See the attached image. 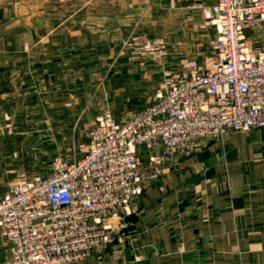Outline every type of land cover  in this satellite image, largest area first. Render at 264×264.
<instances>
[{
  "label": "crops",
  "instance_id": "crops-1",
  "mask_svg": "<svg viewBox=\"0 0 264 264\" xmlns=\"http://www.w3.org/2000/svg\"><path fill=\"white\" fill-rule=\"evenodd\" d=\"M147 1L144 18L140 0L110 1L90 31L88 18L74 30L72 15L58 21L30 1L0 0V197L31 159L41 163V149L65 148L108 109L131 117L167 73L208 63L215 28L201 7L217 0ZM255 23L261 33L246 31L258 48L264 22ZM112 222V241L89 264H264V127L178 157ZM8 248L0 233V260Z\"/></svg>",
  "mask_w": 264,
  "mask_h": 264
},
{
  "label": "built area",
  "instance_id": "built-area-1",
  "mask_svg": "<svg viewBox=\"0 0 264 264\" xmlns=\"http://www.w3.org/2000/svg\"><path fill=\"white\" fill-rule=\"evenodd\" d=\"M202 11L215 28L208 63L167 73L153 102L127 119L106 110L85 131L83 156L60 155L49 173L21 171L8 185L0 233L9 253L0 264H89L112 241V219L130 215L178 157L264 127V43L254 47L246 31L264 22V0H217Z\"/></svg>",
  "mask_w": 264,
  "mask_h": 264
},
{
  "label": "rangeland",
  "instance_id": "rangeland-1",
  "mask_svg": "<svg viewBox=\"0 0 264 264\" xmlns=\"http://www.w3.org/2000/svg\"><path fill=\"white\" fill-rule=\"evenodd\" d=\"M10 1L17 2L18 0H10ZM27 1H30V4L33 6L32 9L34 13H40L43 15L49 14L55 17L58 21H63L66 18V16L72 15L74 30L80 29L81 21L87 20L88 18V21H89L88 29L90 31H95L96 26H97L96 16H97L98 8L100 7L101 13L104 11V8L106 10V13L108 10H112V3L110 2L112 0H99V1L98 0H27ZM140 3L136 6V9L140 10V12H138L139 13L138 18H140V14H142L141 18L149 16L150 15L149 12L151 10V7L149 6V2L147 0H140ZM208 6H211V5H208ZM202 7H201V10H202ZM127 19L128 18L126 17L122 18L123 21H126ZM84 25L87 26L88 24L84 23ZM252 26H256V28H254L255 30H250V32H252L253 35H254V32L256 34L261 33V28L259 24L255 23L254 21L249 22L246 28L249 29ZM128 43H129L128 40L124 41L125 46H127ZM108 77L104 78V81H102V85L99 87L105 88L106 94H108L109 96L107 82H106ZM155 88L157 89L159 88V86H156ZM149 103L151 102H146V103L143 102L140 104L137 103V106L140 109L142 108L140 107L141 104H143L142 106H145ZM124 106H125V103L124 104L122 103V105L120 106L119 112L123 113L125 111ZM116 119L119 121L121 120L120 117ZM81 129L82 131L84 130L83 133L82 132H81L82 134L76 133L73 139H71V143L67 145L65 148H58L56 150L52 147H50V149L48 148L41 149L39 151L40 156H41V163L38 165L33 164L32 159H31L28 162V164L24 166V169H22V171H25L29 175L47 174L51 171V168L53 166V161L55 160V158L59 157L60 155L62 157L69 158V159H71L74 155H78L79 157L83 156L87 149L88 138L85 135L86 130L84 129V127H82ZM26 152H27V156H30L31 151H26ZM20 172L21 171L16 173V177Z\"/></svg>",
  "mask_w": 264,
  "mask_h": 264
}]
</instances>
